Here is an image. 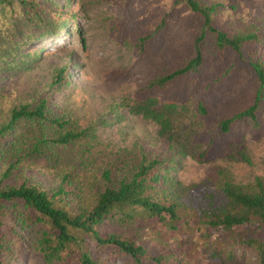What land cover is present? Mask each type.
Masks as SVG:
<instances>
[{"label":"trees","instance_id":"1","mask_svg":"<svg viewBox=\"0 0 264 264\" xmlns=\"http://www.w3.org/2000/svg\"><path fill=\"white\" fill-rule=\"evenodd\" d=\"M106 1L118 13L104 35L147 81L85 127L51 103L68 63L44 91L0 86V264H264V175L231 169L253 165L248 135L264 132V0ZM59 4L0 0V82L41 58L29 42L66 32L86 48L85 24ZM144 121L158 137L122 147L98 133ZM183 156L210 165L201 181L174 175ZM35 167L55 183L28 177Z\"/></svg>","mask_w":264,"mask_h":264},{"label":"rangeland","instance_id":"2","mask_svg":"<svg viewBox=\"0 0 264 264\" xmlns=\"http://www.w3.org/2000/svg\"><path fill=\"white\" fill-rule=\"evenodd\" d=\"M40 1L43 3V0ZM56 1L60 3L59 7L66 5L70 9L67 11L80 16L78 23L85 24L86 48L81 47L77 36L71 37L66 32L59 35L50 34L45 40H35L26 45L24 43L22 52L44 48L41 58L31 62L27 70L17 73L10 70L3 73L0 86H3L6 94L17 92L18 97H25L36 90L44 91L52 79L53 69L68 63L71 65L70 83L54 91L51 103L68 110L79 124L85 127L92 120L102 117L112 101L131 96L141 88L147 81L146 69L141 60L134 58L128 51L115 47L104 35L102 19L118 13L117 6L106 0ZM83 5L87 7L88 12L82 8ZM83 14L87 15V18H83ZM133 125L127 122L122 125L109 122L99 126L98 133L104 141L111 139L122 147L130 146L143 137L149 141L158 137L154 124L144 121L138 122L135 127ZM128 126L131 129L126 130L125 134L122 133ZM248 139L253 165L231 166L239 181H248L257 175H264V132L259 135L250 134ZM178 163L180 165L173 171L174 175L186 184L201 181L210 166L189 156H183ZM27 176L47 186L55 183L54 175L43 168H30ZM39 258L34 255L25 256L16 264H41Z\"/></svg>","mask_w":264,"mask_h":264}]
</instances>
